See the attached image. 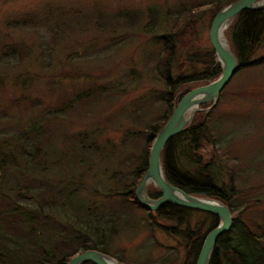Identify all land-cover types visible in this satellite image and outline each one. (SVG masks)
Returning a JSON list of instances; mask_svg holds the SVG:
<instances>
[{
  "label": "rangeland",
  "instance_id": "1",
  "mask_svg": "<svg viewBox=\"0 0 264 264\" xmlns=\"http://www.w3.org/2000/svg\"><path fill=\"white\" fill-rule=\"evenodd\" d=\"M211 1L0 0V145L6 144L0 149L7 154L0 170V203L28 186L32 191L25 197L36 198L30 210L39 214L34 224L38 233L51 234L50 243L69 233L91 243L79 221L97 210L113 224L105 245H96L120 264H185L187 241L157 226L175 227L174 221H150L125 196L112 195L136 180L149 130L166 110L167 91L157 67L161 38L174 45L173 78L200 71L203 55L212 49ZM197 6L200 10L175 35L181 11ZM125 12L133 14L132 24L120 17ZM262 57L264 36L252 60ZM211 104L203 112H209L212 134L200 155L210 164L215 185L227 194L231 190L240 221L222 239L249 262L264 264V63L238 71L207 110ZM36 134L48 158L67 154L38 180L25 176L26 161L10 143L26 144ZM14 160L22 165L12 166ZM177 166L197 171L181 152ZM61 176L71 179L76 211L61 206V200L53 206L46 189L39 190L46 180L55 185ZM198 225L202 232L207 228L205 216L189 212L178 229ZM46 251L53 255L49 247Z\"/></svg>",
  "mask_w": 264,
  "mask_h": 264
},
{
  "label": "trees",
  "instance_id": "2",
  "mask_svg": "<svg viewBox=\"0 0 264 264\" xmlns=\"http://www.w3.org/2000/svg\"><path fill=\"white\" fill-rule=\"evenodd\" d=\"M234 1L236 0H213L209 3L208 7L212 10L214 17L218 10ZM199 10V6L184 8L173 26V33L177 35L181 27ZM120 15L119 16L125 18V20H129V23L134 22L132 13L125 12L120 13ZM151 21L154 22V17H151ZM225 33L230 42V49L238 61L239 68L237 72L244 68L264 63V57L252 60L253 54L260 46L264 36V6L259 9L244 10L237 14L232 19ZM161 42L163 48L157 59V67L167 91V99L165 100L166 110L161 120L149 130L145 148V159L141 167L137 169L136 180L133 181L131 185L122 187L125 189V192L114 193L112 196H125L133 207L146 212L150 221H154L156 218L174 221L176 223L175 227L161 226L160 224H157V226L171 234L182 235L187 241L185 245L187 248V262L185 264H194L206 234L219 224V219L214 215L201 212L205 216L207 222V228H205L203 232L201 229L202 227L199 225L194 230L190 228L179 230L178 227L185 223L186 216L189 212L200 211L190 210L171 204H164L155 211H149L138 204L135 200L134 192L147 169L149 149L152 141L171 115L178 101L185 93L194 88V85L196 87L197 84H208L218 78L221 73V68L220 64L215 60L214 51L209 49V51L203 55L204 59L202 63L204 66L200 71H194L189 75L180 74L173 78L170 64L174 53V45L167 37H162ZM222 92L223 90L220 93V97ZM205 107V105H201L200 108H202V110L195 113L184 130L170 139L165 145L161 152L162 169L167 181L187 194L214 199L227 205L232 215V227H234L237 223H240V221L239 217L234 216L233 213L231 190L229 191L230 194H227L224 189L218 188L215 185L214 180L210 176V164L202 163V155H200L203 148L202 143L204 141L210 142V134H212L211 128L207 122L209 112H203ZM23 135L25 136V134ZM38 138L39 134H36V138L32 137V140L27 138V145L19 143L18 140L14 139L13 142H10L11 145L13 144V150L15 149L16 154L18 153V156L26 161L23 165L27 171V173L25 171V176L27 178L43 179V177L48 176L51 168L61 165L60 156L62 157L63 154H66L61 152L59 153L60 155L55 156L57 158H48L45 148L41 145L43 142L41 140L37 141L36 139ZM213 143H215V141H213ZM5 145V143H2L0 148L2 149ZM1 149L0 170L6 162L5 156L7 155L2 154ZM178 152L184 155L188 163L197 167V171L190 173L180 169L177 166ZM9 154L12 155V153ZM54 158L57 162L54 161ZM75 161V159H71L69 162L72 163ZM15 164L18 166L22 165V163L14 160L12 166ZM38 174L42 176H37ZM66 180H68L65 184L67 186L59 189L58 184L66 182ZM70 180L71 179H64L62 176L57 177L56 183L53 185V182L45 181L44 179L46 183H43L41 189H39V187L38 189H46L48 195L52 197L49 198L48 196L47 201L53 206L57 204V200H61V206L67 205L76 211L78 207L71 204V197L74 190L72 189L73 185ZM68 184L71 187H69ZM30 188L28 186L19 188L15 193V198L0 203V264H66L76 253L85 250H97L102 253H107L98 248L96 243L101 242L100 245H105V241L107 240L106 232L110 231V224H113V220L105 218L104 214L101 212L97 213V210H93L95 213L93 217H88L86 215L79 221L80 225L84 226L85 237L89 238L92 241L91 243H88L85 239H80L73 233H69L67 236L68 238L62 241L59 240L55 243H50L51 234L45 236L44 233H38L40 229L36 227L34 222L39 214L30 210V204L35 205L36 198L25 197L29 195V191H32ZM65 190L70 191L66 192ZM147 195L151 199H157L160 196V191L151 186L147 189ZM54 198L55 201L53 200ZM151 212H154L155 216H151ZM232 227L227 234L232 231ZM223 236L218 239L209 264H253L246 260L244 254L236 247L224 241L222 239ZM47 247L51 249L52 256L46 251ZM82 264L93 263L84 262Z\"/></svg>",
  "mask_w": 264,
  "mask_h": 264
},
{
  "label": "water",
  "instance_id": "3",
  "mask_svg": "<svg viewBox=\"0 0 264 264\" xmlns=\"http://www.w3.org/2000/svg\"><path fill=\"white\" fill-rule=\"evenodd\" d=\"M262 1L236 0L216 12L209 27L208 38L214 51L215 60L220 64L221 73L214 81L191 89L178 101L171 115L152 141L147 169L135 190L136 201L146 210L155 211L164 204H171L208 213L219 219V224L206 234L194 264H209L218 239L227 234L232 227V215L229 207L220 201L189 195L169 183L162 169L161 152L168 141L180 134L190 123L194 113L202 110L201 105L212 103L207 110L215 105L221 91L239 68L238 61L230 47H225L220 42V34L240 12L262 8L264 6ZM149 184L160 191L159 198L148 197L146 188ZM84 262L119 264L116 259L97 250L78 252L66 264H82Z\"/></svg>",
  "mask_w": 264,
  "mask_h": 264
},
{
  "label": "bare ground",
  "instance_id": "4",
  "mask_svg": "<svg viewBox=\"0 0 264 264\" xmlns=\"http://www.w3.org/2000/svg\"><path fill=\"white\" fill-rule=\"evenodd\" d=\"M262 4H264V0L262 1ZM226 30V29H225ZM225 30L220 34V42L222 43V45L223 46H225V47H228L229 46V44H228V42H227V40H226V37H225ZM195 88V87H194ZM193 89V88H192ZM186 94V93H185ZM149 186V185H148ZM147 186V187H148ZM136 190V189H135ZM134 195H135V192H134ZM136 200V199H135Z\"/></svg>",
  "mask_w": 264,
  "mask_h": 264
}]
</instances>
